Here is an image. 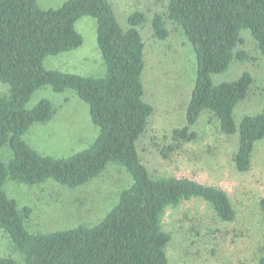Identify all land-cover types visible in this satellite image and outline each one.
Here are the masks:
<instances>
[{
    "label": "trees",
    "instance_id": "trees-1",
    "mask_svg": "<svg viewBox=\"0 0 264 264\" xmlns=\"http://www.w3.org/2000/svg\"><path fill=\"white\" fill-rule=\"evenodd\" d=\"M84 17L97 21L105 77L46 69L49 56L83 45L76 23ZM166 21L182 31L197 57L186 123L174 131V141L196 140L193 128L207 112L225 135L239 132L235 168L249 172L256 144L264 140V112L245 117L239 128L233 113L249 96L254 78L245 73L237 81L214 85L211 77L226 72L233 61L249 59L246 51H237L243 30L251 32L257 51L264 56V0H169L166 12L152 19L154 38H168ZM146 22L145 14L136 12L124 30L108 0H66L49 9L41 8L37 0H0V83L9 85V94L0 96V151L8 145L13 154L7 164L0 157V229L10 235L26 264H170L166 248L172 235L163 226L169 208L198 198L224 222L237 217L231 198L222 189L187 177L155 179L139 155L137 143L154 112L144 102L142 82L146 63L140 28ZM47 86L57 93L74 91L89 106L98 129L89 148L68 158L44 156L24 139L34 125L50 122L56 113L48 99L27 108L35 92ZM109 163L125 167L133 184L93 227L31 234L25 225L31 210L19 211L4 190L7 180L29 185L54 180L78 187L99 177ZM260 206L264 216V198ZM0 264L17 263L0 256ZM260 264H264V254Z\"/></svg>",
    "mask_w": 264,
    "mask_h": 264
},
{
    "label": "rangeland",
    "instance_id": "rangeland-1",
    "mask_svg": "<svg viewBox=\"0 0 264 264\" xmlns=\"http://www.w3.org/2000/svg\"><path fill=\"white\" fill-rule=\"evenodd\" d=\"M37 1L41 8L49 9L60 7L66 0ZM108 1L124 30L129 28L130 15L142 12L147 18L140 28L146 63L142 82L144 102L154 112L137 148L151 176L187 177L218 187L229 195L237 212L233 222H224L208 203L198 198L169 208L163 226L172 235L166 248L170 264H260L264 254V216L260 206L264 198V140L256 144L252 167L247 173L238 172L234 163L239 132L225 135L219 122L207 112L202 113L193 128L197 139L176 143L174 131L186 123L197 78L193 48L182 31L169 21L166 40L153 36L152 19L166 12L169 0ZM76 30L83 37V45L71 52L49 56L45 68L85 77H105L106 67L97 42V21L84 17L76 23ZM241 38L243 43L237 51H246L249 59L233 61L226 72L211 77L214 85L237 81L245 73L254 78L249 96L234 109L237 128L245 117L264 112V56L257 51L249 30H243ZM7 94L9 85L0 83V96ZM42 99L52 102L56 114L51 122L34 125L24 137L26 142L40 154L54 158H68L89 148L98 135L89 106L72 90L57 93L47 86L35 92L27 108H34ZM12 156L8 145L1 149L4 163ZM132 184L125 167L109 163L99 177L78 187L54 180L36 185L7 180L4 190L17 202L19 211L25 207L31 210L25 219L29 232L47 235L99 224ZM0 256L26 264L24 255L3 229H0Z\"/></svg>",
    "mask_w": 264,
    "mask_h": 264
},
{
    "label": "crops",
    "instance_id": "crops-1",
    "mask_svg": "<svg viewBox=\"0 0 264 264\" xmlns=\"http://www.w3.org/2000/svg\"><path fill=\"white\" fill-rule=\"evenodd\" d=\"M55 114H56V113H55ZM54 116H55V115H54ZM53 118H54V117H53ZM52 120H53V119H52ZM52 120H51V121H52ZM51 121H50V122H51ZM48 123H49V122H48ZM46 124H47V123H46ZM41 125H44V124H41ZM31 129H32V128H31ZM31 129H30V130H31ZM30 130H29V132H30ZM29 132H28V133H29Z\"/></svg>",
    "mask_w": 264,
    "mask_h": 264
}]
</instances>
